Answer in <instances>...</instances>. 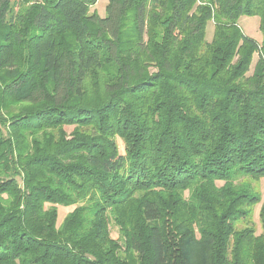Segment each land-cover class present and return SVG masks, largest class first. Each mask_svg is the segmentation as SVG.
Listing matches in <instances>:
<instances>
[{
    "label": "trees",
    "instance_id": "1",
    "mask_svg": "<svg viewBox=\"0 0 264 264\" xmlns=\"http://www.w3.org/2000/svg\"><path fill=\"white\" fill-rule=\"evenodd\" d=\"M96 2L0 0V264H264V0Z\"/></svg>",
    "mask_w": 264,
    "mask_h": 264
},
{
    "label": "rangeland",
    "instance_id": "2",
    "mask_svg": "<svg viewBox=\"0 0 264 264\" xmlns=\"http://www.w3.org/2000/svg\"><path fill=\"white\" fill-rule=\"evenodd\" d=\"M108 0H97V2L90 8V11H96L100 16L105 15V8ZM238 24L240 28L243 30V32L257 40L258 42L261 41V33L259 31L258 25H259V18L258 16H241L238 19ZM212 31H213V22L210 21L207 25L206 29V39L207 41L210 40L212 36ZM257 56L254 55L253 57V62L251 66V70L253 68V65L256 61ZM250 70V72H251ZM65 130L69 133L72 130L71 126H65ZM116 143L118 146V150L120 153H123V143L120 138H116ZM248 180V179H244ZM253 189L256 190L263 196L264 194V177L260 178L259 180H249ZM218 185L221 184V182H217ZM75 206H58L57 207V225L61 223L63 218L70 212ZM259 209H260V204H257L252 207L251 212L249 214V217L246 219H239L236 222V227L237 228H242L245 225L252 226L254 228V231L256 234L261 233L262 228H261V223L259 220ZM109 231H110V236L114 239H118L120 237L118 227L113 223L112 220H109Z\"/></svg>",
    "mask_w": 264,
    "mask_h": 264
}]
</instances>
